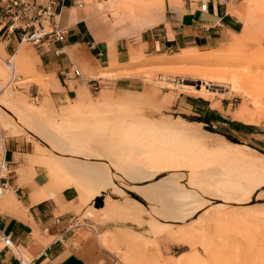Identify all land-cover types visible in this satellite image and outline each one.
<instances>
[{"label": "rangeland", "instance_id": "obj_1", "mask_svg": "<svg viewBox=\"0 0 264 264\" xmlns=\"http://www.w3.org/2000/svg\"><path fill=\"white\" fill-rule=\"evenodd\" d=\"M168 1L162 0L164 4L159 12L153 13V18L162 23L175 9L184 6L183 0H176L178 4L174 5ZM246 1H251L249 9L256 10L258 15L251 22L246 21L242 37L220 44L216 49L189 48L155 57L144 54L142 50L143 39L152 30L150 24L147 25L149 21L142 20L134 25L126 15L128 22L119 23L125 14L119 13L120 3L86 0L84 9L65 10L83 14L79 19L88 21L94 40L100 37L102 41L96 42L107 45L110 51L116 50L119 42L126 44L130 50V62L120 66L112 59L108 68L97 70L82 65L86 79L100 80L96 86L80 80L74 88L69 87L64 78V85L73 93L70 94L71 99L63 103H58L54 95L65 89L60 87L56 75L43 70L40 46L20 41L12 49L6 47L2 41L4 38L0 40V152L3 143L6 147L11 143L17 152L15 162L19 167L12 169L16 170L13 175L20 178L19 186L26 184L23 181H28L30 175L35 177L39 171L46 172L48 182L52 180L54 184L53 189L64 186V175H61L64 163L69 179L78 183V187H67L63 191L75 189L78 199L76 205L70 203L71 207H65L61 212L75 213L80 224L91 227L96 233L95 239L116 264H264V193L244 204L225 201L229 204L221 209L219 203L224 201H217L212 206L205 204L198 211L185 204L174 205L168 200H160L163 211L159 213L158 208L147 203L149 198L154 203L158 201L155 196H150L152 191L143 192V198H140L117 181L119 175L146 177L147 173L151 175L152 182H156L155 170L146 164L152 157L157 163L155 156L146 158V155L139 156L134 151L130 154L132 144L122 141L127 137L122 130L127 126L153 125L161 121L181 120L203 135L205 143L215 145L212 153L198 156L206 163L200 167L201 176L214 174L213 177L219 181L229 167L242 171L251 169L232 161L225 164L223 147L238 150L264 163V0ZM149 8L150 5L145 7ZM73 17L74 21L78 16ZM60 21L63 25L61 18ZM70 24L72 22L65 26ZM11 60L15 64V74L9 66ZM213 67L218 70L225 68L220 75L234 81L237 90H232L228 84L215 86L210 79L213 75L204 77V69ZM13 77H19V83L14 84ZM118 78L127 80L110 90L101 86L102 80ZM202 85L205 88L202 89ZM80 92L84 94L85 101L84 106L77 109L75 105ZM1 101L9 103L15 112L6 110ZM194 101L197 104L193 105ZM24 108L43 115L50 114L52 118L58 116L60 122L64 119V127L48 133L51 141H48L49 137L43 141L41 135L30 132L31 127H27L19 117L16 110ZM65 113L68 114L65 116ZM121 142L127 143L129 155L120 150ZM64 144L67 147L64 148ZM204 169L210 173H204ZM109 176L119 187H109L98 198L94 188L101 186L99 189H104L105 179ZM169 179H163L156 187L169 182ZM172 182L178 183L177 180ZM11 195L18 199L11 189L1 197L0 209H5L4 205L8 204L5 199H11ZM103 201L109 208L112 206L107 213L102 210ZM131 212L135 214L131 215ZM109 236L111 240L107 239ZM171 237L186 240L190 245L176 243ZM3 246L0 244V248ZM22 253L25 254L24 251Z\"/></svg>", "mask_w": 264, "mask_h": 264}, {"label": "crops", "instance_id": "obj_2", "mask_svg": "<svg viewBox=\"0 0 264 264\" xmlns=\"http://www.w3.org/2000/svg\"><path fill=\"white\" fill-rule=\"evenodd\" d=\"M183 1V8L175 9L163 23L153 27L145 35L142 45L144 54L155 57L189 48L216 49L220 44L242 37L246 21L251 22L258 15L254 9L245 11L243 4L246 0H230L226 4L213 1L207 12L200 10L201 4L197 0ZM0 4L2 8L6 6L4 2ZM73 8L65 7L61 11L62 26L68 27L67 42L62 44L53 41L39 47L42 50L40 59L43 70L47 74L56 75L60 87L65 89L54 95L58 103L71 99L70 94L73 93L62 81L68 70L75 67L83 73L82 65L94 70L100 67L106 69L112 59L120 66L130 62V50L126 44L119 42L116 50L110 51L107 45L97 43L102 39L96 37L97 42L94 40L88 21L79 19L83 14H74L72 10L65 11ZM3 10L0 9V17L5 13ZM74 15L78 17L73 21ZM123 15L119 23L128 22L126 14ZM71 22L72 24L65 26ZM0 40L12 49L20 43L18 36L6 37L3 32H0ZM126 80L107 79L100 83L110 90L125 84ZM195 104L197 102L194 101L193 105ZM16 154L9 143L5 157L12 164V168L19 167L15 162ZM19 180V176L15 174L10 181L11 189L18 199L11 195L12 200L4 205L5 209H0V231L11 236L14 243L10 249L0 248V264H116L112 256L101 247L102 244L95 239L96 233L91 227L80 224L75 213L61 212L63 208L71 207L70 203H73L72 206L77 204L75 189L63 191L50 200L33 204L31 195L47 183L46 172L39 171L33 179L22 180L26 183L23 186H19Z\"/></svg>", "mask_w": 264, "mask_h": 264}, {"label": "bare ground", "instance_id": "obj_3", "mask_svg": "<svg viewBox=\"0 0 264 264\" xmlns=\"http://www.w3.org/2000/svg\"><path fill=\"white\" fill-rule=\"evenodd\" d=\"M110 2H113V3L115 2V3H117L116 5H119L118 3H120V5L118 6L119 9L131 18L134 25L140 24L142 22V20H146L147 22L149 21V23L147 25L150 24L149 25L150 28L151 27L153 28V27L162 23V22H160V20L153 18V13H155L156 11L159 12L162 4H164L163 3L164 0H163V2H162V0H134V1L133 0H112V1L110 0ZM250 2L251 1H247L245 3V11L249 12V10H250L249 7L251 6ZM168 4H170V5L178 4V2L176 0H169ZM147 5L148 6L150 5L151 8L145 9V7ZM224 63H226V62H224ZM223 70H222V68H220V70H218V69L213 67V68H209V69H204L205 73H203V74H205L204 77H207L208 75H213V76H210L211 77L210 79L212 80L213 83H215V86H221V85H227L228 84L231 86L232 90H237V86H236L234 81H229L228 79H226V78L222 77V75H220V73H223ZM218 71H221V72H218ZM215 73L216 74L218 73V74L216 75ZM0 82L2 83L1 78H0ZM26 82H28V81H24L23 83H26ZM1 83H0V85H1ZM23 83H20V84H23ZM201 88L203 89V88H205V86L202 85ZM202 91L203 90H200V92H202ZM84 101H85V96H84V94H82L80 92L78 95V98L76 100V105H75L76 108L81 107V106L83 107ZM1 103H2L1 105L6 110H8V111L10 110L11 112H15V109L12 106L8 105L9 103L7 104V103H5V101L4 102L1 101ZM15 104H17V103H14V105ZM19 109H21V108H19ZM34 110H36V109H34ZM16 111H18L19 117H21V119L24 121L26 126L31 127L30 132H34L36 135H41V139L43 141L47 140V138L50 136V135L48 136V133L51 134L53 129L57 130V128L59 127V130H60V127H64V123H63L64 119H62L60 122V120L57 119L58 116L57 117L55 116L56 118H52V117H49L50 114H49V116L46 115L47 113L43 115V114H40L41 112L38 113V112H35L33 110H29L27 108H24L21 111H19V110H16ZM67 114L65 113V116ZM189 126L187 125V123H185L181 120H177V121H161L159 123H156V124L154 123L153 125H146V126L139 124L136 126L125 127L122 131H123V134L127 137H125L126 140H124V138H123L122 141H127V142L132 144L131 146L129 144V146L132 147L131 149H133L130 152V154L133 153V151H134L136 155L137 154H139V156L140 155H146L147 156L146 158H148V156H155L154 159L156 160L157 163H154V160H152V158H153L152 157L150 159V162L148 161L149 163L147 162L146 164L150 168L155 170L154 175L156 176L157 179L155 180L156 182L153 183L152 182L153 180L151 179L152 178L151 175L148 176L147 173H146V175L148 177L146 175H145L146 177H144V176L141 177L140 175L133 177L131 175L125 174V177H122L121 175L117 176V181H119L118 183L119 184L121 183L122 186H124V188H128L130 190V192H132L131 194L135 193V194L139 195L140 198L141 197L143 198V192L152 191V192H150V196H155L156 199H158V201L156 203H154V200L152 201L149 198L147 200V203L152 204V206L155 209L158 208L160 210L159 213H161L163 211V207H161V204L159 202L160 200H163V201L168 200V202H172L174 205L175 204H185V206L194 207V208H192V210L197 209V211H198V210H202L205 204H211V206H212V204L216 203L217 201H224V203H219L220 204L219 206H221V209L225 208L224 206H227L229 204L225 201H230V202L235 203V204H244L250 200L252 201V200L256 199L257 197H260L264 193V163L259 162L257 160H253L252 157L250 158L249 156H246L243 152H240L238 150H234V149H231L228 147H225V148L223 147V149H222V152H223L222 156H226V158H224V160L227 161L225 164L229 163V161H232L233 163L235 162L237 164L245 165V166H247V168L251 167V169H249V170L246 169L245 171H242L238 168L236 169L233 167H229V169H228L226 167L228 169V170L226 169L227 170L226 175H223L220 172L222 175H221L219 181H216V178L213 177L214 172L212 173L213 175L207 174V176H203V175L201 176L200 173H203V172H202L200 167L204 166L206 163H205V160L203 158H198V156H206V153H208V152L212 153L215 149L214 148L215 145L205 143L202 140L204 138V136L201 135L197 131H193L191 129L192 127H189ZM78 128H79V126H78ZM27 129H29V128H27ZM61 130H65V129H61ZM57 133H59V132H57ZM121 134H122V132H121ZM124 135H123V137H124ZM128 137L131 140L128 141L127 140V139H129ZM53 138L54 137L52 136V140H53ZM49 140L51 141L50 137L48 138V141ZM57 141H59V140L57 139ZM74 144H76V143H74ZM126 144L127 143L121 142V146H119L121 148L120 150L121 151L123 150V154L127 151L128 145H126ZM65 147H67V144L66 145L64 144V148ZM6 149H7L6 144L3 143L2 152H0V157L3 156ZM126 153H128V152H126ZM128 155H129V153H128ZM216 156L218 157V155H216ZM213 158H214V156H213ZM62 159H65V158L63 157ZM58 160H61V158H58ZM211 161H212V159H211ZM211 161H210V163L209 162L208 163L211 164ZM61 167L63 168V170H62L63 172H61V175H64L62 178L63 179L62 181L64 182L63 183L64 186H62V187L59 186L60 188H57V189L54 188L53 189L54 184H53L52 180L50 183L47 181V183L44 186H42L36 192L32 193V200L31 201L33 204L40 203V202H43L46 200H50V199L56 197L57 195H59L60 192H62L67 187H75V188L78 187V183L75 184L73 182L74 180L71 181L69 179V176H70V175H68L69 171L65 170L67 167L64 166V163H63V165H61ZM237 167H239V166H237ZM108 168H109V166H108ZM211 168H214V167H211ZM48 169H50V167H48ZM144 169H142V170H144ZM210 170L212 171V169H210ZM216 170L218 171V169H215V171ZM204 171H206V170L204 169ZM207 172L208 171H206L204 173H207ZM106 173H108V172H106ZM122 173H124V171H122ZM151 173H153V172H150V174ZM208 173H210V172H208ZM13 174H14V170H13ZM13 174H12V176H13ZM22 175H24V174H22ZM120 177H122V179ZM167 177L170 178L169 182H166L167 184L164 183L165 185L163 184L159 187H156V186H158L157 185L158 183H160L163 179H165ZM202 177H205V178L201 179ZM32 178H33V176L30 175L27 180H30ZM106 178H107V179H105L106 180V184H105L106 186L104 187V189L103 188L99 189L101 187L99 185H98L99 187L94 188L95 190H97L96 192H98V194H96L98 198H99L100 194H102V192H104V190L110 189L109 187H113L115 189H117V187H119L116 185V182L113 180V178H111V176L106 177ZM172 180H174V181L177 180L178 183L175 184L174 182H172ZM133 184H137V185H133ZM135 186H137V187H135ZM54 187H56V185ZM10 190H8L5 193H8ZM1 197H0V200H1ZM172 197L173 198L176 197V199H173ZM10 200L11 199H8V201H6V203L7 202L9 203ZM12 202L14 203V201H12ZM103 203H104V208L102 210H106V213L109 212L110 208H112V206H110V208H109V206H107V203L105 201H103ZM142 206H144V205H142ZM145 208L147 209V207H145ZM178 209L175 208V210H178ZM17 210H19V209H17ZM98 211H99V209H98ZM142 211L144 212V210H142ZM132 214L133 213L131 212V215ZM183 214H187V211H183ZM128 216H129V214H128ZM179 216H181V215H179ZM179 216H178V218H180ZM186 216L188 217V215H186ZM181 219H182V217H181ZM0 232L3 234L2 231H0ZM3 235H5V234H3ZM107 239L111 240V236H109ZM172 239L176 243H179V244L182 243L184 245H186V244L190 245V243L187 242L186 240H181L178 238H172ZM0 244H3L4 245L3 247L6 248L5 243L3 241L0 240ZM178 264H180V262Z\"/></svg>", "mask_w": 264, "mask_h": 264}, {"label": "built area", "instance_id": "obj_4", "mask_svg": "<svg viewBox=\"0 0 264 264\" xmlns=\"http://www.w3.org/2000/svg\"><path fill=\"white\" fill-rule=\"evenodd\" d=\"M86 0H0L6 3L4 15L0 17V32L4 36H18L22 43L28 42L41 46L44 43L50 44L53 41L66 43L68 27L61 24V11L65 7L84 9ZM200 2V10L207 12L211 2L226 4L230 0H197ZM2 13V11L0 12ZM47 24V26H46ZM49 29V30H48ZM9 66L15 74V64L11 60ZM65 82L69 87L77 88L80 80L96 86L95 79H86L78 68H72L64 73ZM14 84L19 83V77H13ZM19 87V85H17ZM6 151L0 157V197L11 189L12 164L6 160ZM0 240L5 243L6 248H12L14 243L11 236L3 235L0 232Z\"/></svg>", "mask_w": 264, "mask_h": 264}]
</instances>
